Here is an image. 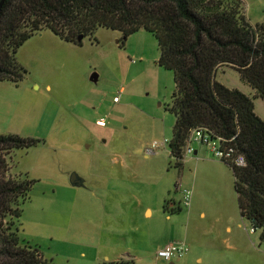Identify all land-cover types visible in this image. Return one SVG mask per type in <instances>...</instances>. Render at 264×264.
<instances>
[{"label": "rangeland", "instance_id": "obj_1", "mask_svg": "<svg viewBox=\"0 0 264 264\" xmlns=\"http://www.w3.org/2000/svg\"><path fill=\"white\" fill-rule=\"evenodd\" d=\"M242 1L250 23L264 25V0ZM159 59L158 41L146 30L124 44L121 32L104 28L82 44L44 30L18 51L25 80L0 82V135L41 141L11 156L10 174L35 182L20 236L53 264H168L157 248L185 226L204 264H264L262 231L253 234L241 216L233 172L215 175L191 163L185 174L168 145L148 154L155 142L172 139L176 122L169 111L175 75ZM216 81L254 95L234 69L218 71ZM255 106L264 120L263 100ZM100 118L107 127L97 126ZM73 173L84 187L70 183ZM164 200L177 208L168 211L180 225L174 229L159 214Z\"/></svg>", "mask_w": 264, "mask_h": 264}, {"label": "trees", "instance_id": "obj_2", "mask_svg": "<svg viewBox=\"0 0 264 264\" xmlns=\"http://www.w3.org/2000/svg\"><path fill=\"white\" fill-rule=\"evenodd\" d=\"M244 11L242 0H7L0 11V82L25 80L18 51L44 30L75 44L100 28L121 32L123 44L141 30L153 34L159 65L175 75L168 148L177 168L193 130L233 139L230 145L246 159L244 167L227 164L241 216L264 239V120L255 111V101L264 102V25L253 26ZM226 68L238 71L254 95L217 82ZM40 143L0 135V264H53L20 236L35 182L10 174L12 154Z\"/></svg>", "mask_w": 264, "mask_h": 264}, {"label": "built area", "instance_id": "obj_3", "mask_svg": "<svg viewBox=\"0 0 264 264\" xmlns=\"http://www.w3.org/2000/svg\"><path fill=\"white\" fill-rule=\"evenodd\" d=\"M114 102H119V97L114 98ZM97 125L100 127L107 126V120L101 119L97 121ZM233 139L227 140L222 137L214 135L212 131L207 128H198L191 132L184 149V155L195 154V145L205 146L213 158L236 167L246 166V159L230 145ZM169 144L168 140L162 143L155 142L151 149H148V154L154 152L159 146H166ZM184 205L189 207L191 205V192L185 190L184 192ZM256 232L252 229V233ZM189 246L184 241H174L168 243L158 251V257L169 262L174 258H183L189 253Z\"/></svg>", "mask_w": 264, "mask_h": 264}, {"label": "crops", "instance_id": "obj_4", "mask_svg": "<svg viewBox=\"0 0 264 264\" xmlns=\"http://www.w3.org/2000/svg\"><path fill=\"white\" fill-rule=\"evenodd\" d=\"M41 38L43 39V36ZM220 71H223V70H220ZM5 101H8V100H5ZM255 111H256V106H255ZM10 114L11 113H7L5 115V119L10 120L11 119ZM256 114L260 118H262L257 113V111H256ZM100 119H103V118H100ZM100 119H98L97 121H99ZM97 121H96V124H97ZM107 124H108V122H107ZM101 128H105V127H101ZM194 147H195V151H196L195 154H193V155H185L184 156L183 166L180 169L185 171V174H186V171L188 169V165L191 164V163H193L196 166V169L204 170V171H207V170L210 169V170L213 171V173L215 175H218V174L224 175V174H226L227 171L228 172H233V170L230 168V166H228L227 164H225L223 162H219V161L215 160V158H213V156L211 155V153L209 152V150L205 146L195 145ZM234 179H235V176H234ZM85 183L86 182L84 180V185H85ZM180 187H181V185H180ZM164 203L165 204L167 203V205H169V207H166L167 205H165ZM164 203H162L161 207L159 208V214L161 216H163V218H165V221L169 220L170 225L173 227V229H174V227L180 226L179 224L176 226L175 223L170 221L173 218V215L170 214L169 212H174V214H175V212L177 211V208L175 207V204L169 203V200H164ZM145 215L148 216L150 219H152L153 216H154V210L152 208H147L145 210ZM168 216H170V218L167 219ZM201 216L202 217H206V214L203 212V213H201ZM182 220H184V219H182ZM239 227L241 228L240 225H239ZM182 228H184V226H182ZM227 232H228L229 235H231L233 233V228L228 226L227 227ZM255 233L256 232H254L253 234H255ZM174 241H184V242H186L188 244V227L187 226H185V230L184 231L183 230L182 231H178L177 234L173 235L171 238H168L163 244L159 245L158 248H157V253L165 245H167L168 243L174 242ZM226 241H228V239H226ZM188 246H189V249H190V245H188ZM157 253L155 254L156 256H158ZM193 258L196 259V262L198 264H204L205 263V258L202 255V253L200 251H198L193 244H191V250H189V253L185 257L179 258V259L181 260V262L183 264H192ZM173 260H171L169 262L166 261V262L168 264H170ZM129 261L133 262V259H130ZM225 261H226V259L224 261L222 260L221 262L218 261V263H216V264H223ZM208 262L209 261H207V264H208ZM236 264H239L238 261H236Z\"/></svg>", "mask_w": 264, "mask_h": 264}, {"label": "water", "instance_id": "obj_5", "mask_svg": "<svg viewBox=\"0 0 264 264\" xmlns=\"http://www.w3.org/2000/svg\"><path fill=\"white\" fill-rule=\"evenodd\" d=\"M7 0H1L0 2V11L2 10L5 2ZM83 37L79 38V41H82ZM70 183L74 186V187H84V179H82L78 174L73 173L70 177ZM170 264H176L174 261H172Z\"/></svg>", "mask_w": 264, "mask_h": 264}]
</instances>
